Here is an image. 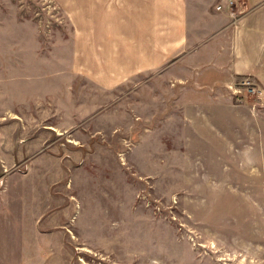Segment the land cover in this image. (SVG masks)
I'll list each match as a JSON object with an SVG mask.
<instances>
[{"label": "rangeland", "instance_id": "rangeland-1", "mask_svg": "<svg viewBox=\"0 0 264 264\" xmlns=\"http://www.w3.org/2000/svg\"><path fill=\"white\" fill-rule=\"evenodd\" d=\"M81 2L0 0V231L69 194L65 264H264V177L194 159L158 72L100 87Z\"/></svg>", "mask_w": 264, "mask_h": 264}, {"label": "crops", "instance_id": "crops-1", "mask_svg": "<svg viewBox=\"0 0 264 264\" xmlns=\"http://www.w3.org/2000/svg\"><path fill=\"white\" fill-rule=\"evenodd\" d=\"M80 7L75 59L94 65L100 87L158 72L180 112L179 144L191 145L194 159L222 162L224 176L264 177L257 164L264 161V0H82ZM242 75L260 98L234 99L228 86ZM67 196L60 215L22 211L12 238L0 231V264H65L74 242Z\"/></svg>", "mask_w": 264, "mask_h": 264}, {"label": "built area", "instance_id": "built-area-1", "mask_svg": "<svg viewBox=\"0 0 264 264\" xmlns=\"http://www.w3.org/2000/svg\"><path fill=\"white\" fill-rule=\"evenodd\" d=\"M220 6L217 7L219 9ZM231 91L234 99L238 102L260 98L262 90L257 87L251 77L249 76H240L232 84L228 86Z\"/></svg>", "mask_w": 264, "mask_h": 264}]
</instances>
